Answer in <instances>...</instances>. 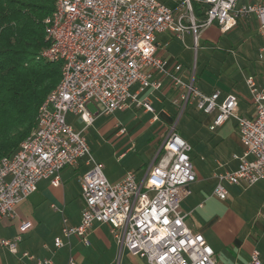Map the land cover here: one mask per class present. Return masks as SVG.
I'll list each match as a JSON object with an SVG mask.
<instances>
[{
    "label": "built area",
    "instance_id": "1",
    "mask_svg": "<svg viewBox=\"0 0 264 264\" xmlns=\"http://www.w3.org/2000/svg\"><path fill=\"white\" fill-rule=\"evenodd\" d=\"M166 1L56 0L54 12L45 20L50 46L41 59L62 65L61 82L41 106L36 129L17 152L0 161V220L16 219L18 206L37 190L41 180H51L59 187L62 171L85 161L89 169L81 180L82 221L79 226H65L63 238L77 237L89 246L92 226L101 223L110 227L120 251L125 249L147 264H221L203 235L188 227V214L181 208L197 175L192 148L176 132L175 120L141 181L131 171L119 182H109L83 135L97 118L131 105L154 113L150 98L139 99L132 88L140 85L139 92L151 93L161 90L162 81L152 79L156 72L179 90L173 101L175 119L192 105L213 116L211 130L230 119L237 122L244 152L234 156L239 162L236 170L214 175V196L227 199L225 184L251 188L264 181V87L254 77L246 78L256 109L255 116L247 118L238 113L235 94L224 100L220 91L206 95L196 87L194 71L185 81L181 64L157 55L158 34L182 40L190 34L197 51L203 30L214 22L227 33L251 16L264 39V0H177L175 9ZM194 4L202 6L203 19L195 14ZM69 114L85 125L81 131L68 124ZM124 133L121 128L119 134ZM32 227L29 221L21 222L19 234L1 241L0 246L17 253L22 236ZM63 238L55 239L56 249L65 246ZM23 259L53 264L51 259L28 252L22 254ZM70 264L75 263L71 260ZM250 264H262L259 251L252 252Z\"/></svg>",
    "mask_w": 264,
    "mask_h": 264
},
{
    "label": "crops",
    "instance_id": "2",
    "mask_svg": "<svg viewBox=\"0 0 264 264\" xmlns=\"http://www.w3.org/2000/svg\"><path fill=\"white\" fill-rule=\"evenodd\" d=\"M173 1V5H167L175 9L177 0ZM198 18L203 19V14ZM248 19L249 23L254 25L258 34L256 18L251 16ZM188 37L193 42V37L190 35L184 36L183 41ZM157 41L159 46L164 47V52L160 53L159 56L181 64L183 66L182 78L188 81L190 73L195 72V63L193 68L191 64L192 56L181 48L179 38L163 33L157 35ZM263 47L264 39L261 38L259 62L255 64L247 61L245 70L247 73L244 74L242 80L229 77L231 78L229 81H219L217 86L210 91L205 92L199 87L198 89L206 95L212 94L214 91H220L221 100H224L230 94H235L238 97L239 114L247 118H253L256 109L245 80L247 77L252 76L260 87H264V52H261ZM182 58L184 62L181 60ZM152 79L162 81L161 90L151 93V90L139 92L140 85H135L132 88V93H139V99L150 98L154 108V115L149 118L146 125L141 123L137 126V133L132 139L142 134L146 127L153 126L156 123L171 125L177 116V108L174 106L173 101L178 96L179 90L172 86L169 78L162 77L156 72L153 73ZM129 111L133 113L134 118H137L139 113L151 115V112H146L135 105H131L124 112ZM154 116H157L158 120H155ZM211 120H213V116H207L204 125L206 129L209 128L208 124ZM119 125L117 119L112 120L107 126L101 127L99 132L105 133L110 130L113 136L109 140L118 144L115 155L118 156V160L122 161L131 152L130 144L132 142L131 140L122 141L125 134H119ZM226 126L227 123H224L218 127L219 131L214 135L213 140L218 138L224 143L225 140L231 138L232 142L239 148L238 151L233 153V156H241L244 148L240 142L237 122L235 121L233 128L230 127L224 130ZM114 130L115 132L112 133ZM155 141L156 139L151 141L153 147L146 152L147 162L144 163L143 170L139 172L125 170L116 175L108 173L105 175L107 180L111 183L119 182L127 172L131 171L136 173L138 180H143L150 163L158 154L162 145V139L160 142L156 141L157 143ZM99 163L101 162L99 161ZM238 165L239 162L232 158L228 161L226 167H223V171H234ZM88 169L85 161L76 167L64 169L61 174V186L59 187H54L51 180H41L37 185V190L18 206L16 219L0 220V242L13 240L19 234L21 222L29 221L33 225L22 236V242L17 253H11L7 248L0 246V264H37L35 261L28 259L21 260L22 254L25 252L37 258L51 259L53 264H70L71 260L75 264H147L145 259L130 256V253L125 249L120 251L116 240L111 234L110 227L106 224L95 223L92 226L89 234V246H86L77 237L63 238L62 230L65 226L75 227L81 224L84 207L81 180ZM195 172L197 179L189 186L190 193L181 204L182 211L188 214L186 219L188 227L193 232L203 235L206 242L214 250L216 260L221 264H250L251 254L254 250L260 252L262 264H264V181L251 188H246L243 185L225 184L228 196L226 200L222 201L214 196V189L217 185V180L214 177L216 171L214 170L211 174L208 169L207 171H201L195 168ZM58 237L63 238L65 242V246L61 249H56L54 246L55 239Z\"/></svg>",
    "mask_w": 264,
    "mask_h": 264
},
{
    "label": "rangeland",
    "instance_id": "3",
    "mask_svg": "<svg viewBox=\"0 0 264 264\" xmlns=\"http://www.w3.org/2000/svg\"><path fill=\"white\" fill-rule=\"evenodd\" d=\"M173 2V0H168L167 4L173 5ZM189 35L186 34L185 36ZM179 41L184 52H189L192 56L191 64L193 68L195 63L196 78L194 79V83L196 87L205 92L214 89L219 81H229L231 79L229 77L242 80L244 74L247 73L245 71L247 61L255 64L259 62L261 36L257 34L254 25L249 23V19H241L238 25L227 33L221 32L217 22H214L203 30L197 52L189 37L184 41L179 38ZM163 48V46H159L160 51L157 55L164 52ZM181 60L184 62L183 58ZM92 110L95 111L94 108ZM153 115L152 112L151 115L139 113L137 118H134L131 111L126 113L118 111L113 115L99 117L96 123L83 133L91 149L93 158L103 164L105 175L108 173L116 175L125 170L137 172L143 170L142 167L147 162L146 152L153 147L151 141L156 139L157 142H160L164 135L172 128L171 125L156 123L153 126L146 127V130L142 134L132 139L137 133V126L141 123L146 125L149 118ZM207 116L210 115L198 110L196 106L189 105L185 113L175 119L176 132L192 146L190 155L195 168L201 171H207L208 169L211 174L214 170L216 173H220L224 170L223 167H226L228 161L234 158L233 153L238 151L239 148L232 142L231 138L225 140L224 143H222V140H218V138L217 140H213L219 128L211 130L213 123V120H211L210 124H208L211 131L208 130L209 128L206 129L204 125ZM115 119L120 123L119 129H125V136L122 141L131 140L132 142L130 144L132 148L131 152L122 161L118 160V156L115 155L118 144L109 140L113 136L110 130L105 133L99 132L101 127L107 126ZM67 121L76 132L85 127L83 123L79 122V117L72 116L71 114L67 116ZM225 123H227V126L224 130L230 127L233 128L235 120L230 119ZM114 132L115 130L112 133ZM130 256L133 255L130 254Z\"/></svg>",
    "mask_w": 264,
    "mask_h": 264
},
{
    "label": "trees",
    "instance_id": "4",
    "mask_svg": "<svg viewBox=\"0 0 264 264\" xmlns=\"http://www.w3.org/2000/svg\"><path fill=\"white\" fill-rule=\"evenodd\" d=\"M55 5L0 0V161L36 129L41 106L61 82L62 65L41 59L50 46L45 20ZM194 10L202 14L201 5Z\"/></svg>",
    "mask_w": 264,
    "mask_h": 264
}]
</instances>
